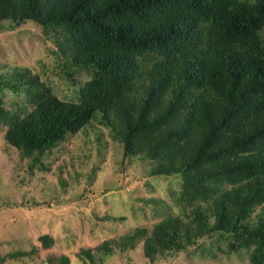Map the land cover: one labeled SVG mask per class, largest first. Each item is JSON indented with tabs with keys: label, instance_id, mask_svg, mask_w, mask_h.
Instances as JSON below:
<instances>
[{
	"label": "trees",
	"instance_id": "trees-1",
	"mask_svg": "<svg viewBox=\"0 0 264 264\" xmlns=\"http://www.w3.org/2000/svg\"><path fill=\"white\" fill-rule=\"evenodd\" d=\"M0 21L40 24L64 69L92 73L77 100L39 75H1L8 143L35 162L102 114L126 157L155 158V175L181 174L194 206L186 229L169 217L130 242L145 236L154 260L218 232L251 251L248 264H264V0H0ZM25 86L33 109L12 117L3 95Z\"/></svg>",
	"mask_w": 264,
	"mask_h": 264
},
{
	"label": "rangeland",
	"instance_id": "rangeland-1",
	"mask_svg": "<svg viewBox=\"0 0 264 264\" xmlns=\"http://www.w3.org/2000/svg\"><path fill=\"white\" fill-rule=\"evenodd\" d=\"M56 49L40 24L12 29L9 21H0V76L39 75L59 97L77 100L92 73L70 63L64 69ZM140 94L131 99L139 103ZM3 106L12 117L33 109L27 86L21 92L7 89ZM113 120L119 122L116 115ZM107 122L98 114L34 162L7 142L9 125L0 120V264H60L62 256L68 264L251 263L247 247L234 249L236 237L218 232L205 233L183 250L159 252L154 260L145 254V236L130 242L137 228L151 232L169 217H180L186 229L194 206L187 204L181 174L155 175V158L126 157L123 140ZM259 211L254 207L252 216ZM43 235L52 239L49 246Z\"/></svg>",
	"mask_w": 264,
	"mask_h": 264
}]
</instances>
